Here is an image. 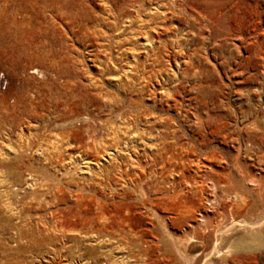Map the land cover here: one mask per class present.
Listing matches in <instances>:
<instances>
[{"label": "rangeland", "instance_id": "1", "mask_svg": "<svg viewBox=\"0 0 264 264\" xmlns=\"http://www.w3.org/2000/svg\"><path fill=\"white\" fill-rule=\"evenodd\" d=\"M0 264H264V0H0Z\"/></svg>", "mask_w": 264, "mask_h": 264}]
</instances>
